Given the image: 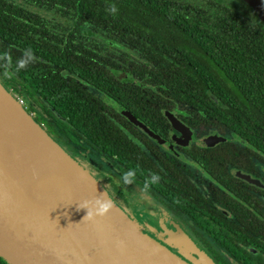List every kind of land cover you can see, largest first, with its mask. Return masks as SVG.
I'll use <instances>...</instances> for the list:
<instances>
[{
  "label": "trees",
  "instance_id": "16d2710c",
  "mask_svg": "<svg viewBox=\"0 0 264 264\" xmlns=\"http://www.w3.org/2000/svg\"><path fill=\"white\" fill-rule=\"evenodd\" d=\"M227 2L0 0V81L34 104L40 98L64 133L79 128L132 164L129 140L102 123L76 82L97 85L89 68L116 65L102 53L110 40L132 50L123 59L134 80L118 87L107 78V93L133 91L131 107L151 105L155 113L156 104L185 109L194 128L231 129L264 153V24L244 1ZM0 264L7 263L0 257Z\"/></svg>",
  "mask_w": 264,
  "mask_h": 264
},
{
  "label": "flooded vegetation",
  "instance_id": "af4514ba",
  "mask_svg": "<svg viewBox=\"0 0 264 264\" xmlns=\"http://www.w3.org/2000/svg\"><path fill=\"white\" fill-rule=\"evenodd\" d=\"M108 42L102 53L113 57L116 65L89 68L96 69L88 78L97 85L85 79L76 82L91 98L93 112L102 123H111L129 140L135 156L132 164L84 136L79 128L64 133L41 106L40 98L34 104L18 93L25 108H30L29 100L40 113L35 115L30 108L32 116L73 156L80 155L91 174L130 212L144 214L158 229L178 228L216 264H264L262 149L250 146L231 129L194 128L186 120L195 116L185 109L175 112L165 103L156 104L160 112L155 113L151 105L131 107L133 91L107 93V78L118 87L131 85L130 77L134 80L129 74L131 63L123 59L132 50L117 49ZM61 74L67 76L69 71ZM173 120L187 129L181 132ZM208 136L220 140L206 143Z\"/></svg>",
  "mask_w": 264,
  "mask_h": 264
},
{
  "label": "water",
  "instance_id": "95a60500",
  "mask_svg": "<svg viewBox=\"0 0 264 264\" xmlns=\"http://www.w3.org/2000/svg\"><path fill=\"white\" fill-rule=\"evenodd\" d=\"M242 1L264 24V0ZM0 89L44 141L29 155L0 134V257L7 264H216L178 228L158 229L121 206L1 81ZM103 203L111 206L97 214Z\"/></svg>",
  "mask_w": 264,
  "mask_h": 264
},
{
  "label": "bare ground",
  "instance_id": "6f19581e",
  "mask_svg": "<svg viewBox=\"0 0 264 264\" xmlns=\"http://www.w3.org/2000/svg\"><path fill=\"white\" fill-rule=\"evenodd\" d=\"M0 134L27 154L39 152L44 149L41 131L27 117L22 116L20 112L18 113L11 106L10 97L3 93L1 89ZM132 228L137 231L136 227L132 226ZM137 232L142 234V231Z\"/></svg>",
  "mask_w": 264,
  "mask_h": 264
},
{
  "label": "rangeland",
  "instance_id": "374dc122",
  "mask_svg": "<svg viewBox=\"0 0 264 264\" xmlns=\"http://www.w3.org/2000/svg\"><path fill=\"white\" fill-rule=\"evenodd\" d=\"M230 1H234V0H230ZM10 91L14 94V96L16 97V98H18L19 100H20V98H19V94L17 93V91H15L14 89H12V88H10ZM27 105L29 106L30 104H29V102H27ZM32 109H33V114H35V115H39L40 113H38V111L36 110V108H34V107H32ZM29 111H30V108L28 109ZM28 111V112H29ZM31 114V113H30ZM69 152V151H68ZM70 154H71V152H69ZM72 155V154H71ZM73 156V155H72ZM76 156V157H75ZM75 156H73L81 165H83L84 166V161L80 158V155H75ZM83 162V163H82ZM186 238H188V237H186Z\"/></svg>",
  "mask_w": 264,
  "mask_h": 264
},
{
  "label": "clouds",
  "instance_id": "9594fccd",
  "mask_svg": "<svg viewBox=\"0 0 264 264\" xmlns=\"http://www.w3.org/2000/svg\"><path fill=\"white\" fill-rule=\"evenodd\" d=\"M99 203V202H98ZM111 205L109 204V203H103V204H100L99 205V208L97 209V214H103V213H105L107 210H108V208L110 207ZM88 215H90V213H89V211H88V213H87V216ZM85 218V217H84ZM83 218V219H84Z\"/></svg>",
  "mask_w": 264,
  "mask_h": 264
},
{
  "label": "built area",
  "instance_id": "2783aa9c",
  "mask_svg": "<svg viewBox=\"0 0 264 264\" xmlns=\"http://www.w3.org/2000/svg\"><path fill=\"white\" fill-rule=\"evenodd\" d=\"M21 101V100H20ZM21 103H22V101H21ZM23 104V103H22ZM24 106V105H23ZM25 107V106H24Z\"/></svg>",
  "mask_w": 264,
  "mask_h": 264
}]
</instances>
